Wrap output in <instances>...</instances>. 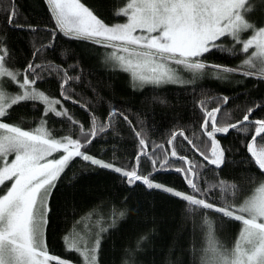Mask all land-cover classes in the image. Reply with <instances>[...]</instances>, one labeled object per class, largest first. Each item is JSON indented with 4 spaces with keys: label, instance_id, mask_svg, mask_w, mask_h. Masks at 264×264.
<instances>
[{
    "label": "snow or ice",
    "instance_id": "obj_1",
    "mask_svg": "<svg viewBox=\"0 0 264 264\" xmlns=\"http://www.w3.org/2000/svg\"><path fill=\"white\" fill-rule=\"evenodd\" d=\"M45 3L55 22V30L72 39L90 41L111 49L108 59L119 70L130 75L133 87L182 83L173 66L193 75L203 74L206 68H212L220 79L227 78L228 74L240 73L244 77L264 80V26L257 27L246 19L247 14L256 9L254 0H125L124 6L114 15L125 18L126 22L111 26L81 0H45ZM260 3L264 4V0H260ZM3 13L9 27L24 28V25L16 22L14 0H8ZM27 30L38 31L31 26ZM55 30L51 34L52 43L36 48L32 53L33 60L27 63L23 71L7 67L9 52L0 40V189L3 190L0 191V264H72L67 259L49 254L44 230L51 211L49 201L53 190L76 158L119 174L121 182L130 188L139 183L147 189L161 190L179 198L186 202L189 214L200 212L201 227L207 235V247L201 264H264V183L240 204L231 203L228 199L237 192L234 183L220 179L203 189L199 183L201 168L211 165L220 169L225 163V149L221 147L216 134L227 135L230 130H239L247 137L249 127L254 129V134L245 147L251 162L264 174V146L257 147L258 138L264 140V118L250 119L253 112L264 105L248 108L242 120L221 125L217 122L221 107L218 105L209 110L204 102H200V129L206 137L201 143L205 150L197 148L181 130L171 133L167 140L170 152L164 151L162 157L157 153L164 149V145H154L149 151V142L142 132L136 130L128 117L117 108L108 111L104 122L91 116L90 128L85 130L84 125L74 120L63 108L60 99L50 98L36 87L42 79L41 70L60 73L61 97L69 100L71 85L81 79L80 76L70 75L75 71V65L63 68L33 62L39 53L54 49ZM249 31L251 35L242 38V34ZM225 40H230L232 47L226 48ZM213 51L244 54L245 58L236 68L206 64L202 58ZM9 86L15 87L17 92H9ZM222 100L227 104L229 98L223 97ZM29 102L44 105L45 117L52 113L55 117L65 118L72 127L79 124L78 138H73L77 135L75 132L55 138L43 119L32 130L3 122L14 106ZM57 105H61L60 110H57ZM117 116L132 127L138 141L139 148L131 167L116 166L83 150L93 143L100 132L111 127ZM177 136L187 141L207 163L198 164L180 155L176 150ZM57 153L60 154L58 158ZM9 157L13 158L9 160ZM141 158L152 165V170L146 174L140 171ZM173 159L179 162V166L170 162ZM171 170L183 176L189 193L154 181V176L159 172ZM213 190L222 194V203L212 200ZM207 212L241 223L238 237L230 250H222L218 245L214 237V224ZM124 215L122 211L114 213L109 227H114L115 219ZM96 227L91 242L84 236L64 237L65 251L75 252L82 264H98L101 234L109 229L99 224Z\"/></svg>",
    "mask_w": 264,
    "mask_h": 264
},
{
    "label": "trees",
    "instance_id": "obj_2",
    "mask_svg": "<svg viewBox=\"0 0 264 264\" xmlns=\"http://www.w3.org/2000/svg\"><path fill=\"white\" fill-rule=\"evenodd\" d=\"M81 2L107 24L124 19L114 13L124 6L125 0ZM254 2L256 9L247 16L251 23L260 27L264 25V4L260 0ZM7 4L8 0H0V40L9 52L7 67L23 71L27 63L33 60L32 53L36 48L52 43L55 22L45 0H14L16 22L24 25V28L9 27L3 13ZM29 26L38 31L27 30ZM55 31L54 49L39 53L33 62L63 68L75 65V71L70 75L80 76L81 79L71 85L69 100L61 97L60 73L41 70L42 79L38 81L37 89L50 98L60 99L63 108L74 120L84 125L85 130L90 128L91 116L104 122L110 109H119L136 130L142 132L149 142V151L154 145H164V149L157 153L161 157L164 151L170 152L167 140L171 133L181 130L197 148L205 150L201 143L206 137L200 129V102H204L209 110L218 105L221 107V113L217 116V122L221 125L242 120L248 108L264 105V80L244 77L240 73L228 74L227 78L220 79L212 68H206L203 74L193 75L173 66L182 83L133 87L129 74L119 70L108 59L111 49L90 41L72 39ZM224 46L230 48L232 42L225 40ZM244 58V54L213 51L202 60L209 65L236 68ZM8 91L15 94L17 89L9 86ZM223 97L229 98L227 104L223 103ZM61 105H57V110ZM43 111L44 105L38 102L17 105L3 122L32 130L43 119L55 138L73 132L77 133L73 138H78L79 124L72 127L65 118L55 117L52 113L45 117ZM259 118H264V107L256 109L250 117L252 120ZM252 134L254 129L251 127L247 137L239 130H230L227 135L216 134L221 147L225 149V163L220 169L211 165L200 169L199 183L202 189L220 179L234 183L237 192L228 199L231 203L240 204L264 182V174L251 162L245 147ZM175 143L180 155L198 164L207 163L182 137L177 136ZM257 146H264V140L258 138ZM138 148L132 127L117 116L111 127L100 132L93 143L83 150L116 166L131 167ZM12 158L9 157V160ZM170 162L179 166L174 159ZM151 170V163L141 158V173L146 174ZM154 181L174 190L190 192L183 176L174 170L159 172L154 176ZM212 200L222 203L223 196L218 190H213ZM49 207L51 211L44 230L47 250L49 254L67 259L72 264H82L81 258L75 252L65 251L64 237L68 235L74 238V231L80 229L86 219L91 225L90 242L98 224L109 229L101 234L98 264H201L207 247L206 231L201 227L202 214H189L186 202L161 190L147 189L139 183L130 188L121 182L119 174L91 166L80 158L74 159L57 181ZM121 211L125 213L124 217H117L115 226L109 227L113 214ZM207 215L214 224V237L218 245L222 250H230L238 237L241 223L221 219L213 212H207Z\"/></svg>",
    "mask_w": 264,
    "mask_h": 264
},
{
    "label": "rangeland",
    "instance_id": "obj_3",
    "mask_svg": "<svg viewBox=\"0 0 264 264\" xmlns=\"http://www.w3.org/2000/svg\"><path fill=\"white\" fill-rule=\"evenodd\" d=\"M248 15V14H247ZM246 19H248L249 20V18H248V16H246ZM250 21V20H249ZM123 22H126V19L124 18L123 20H121V21H118V22H115V23H112V24H108V25H114V24H117V23H123ZM107 24V23H106ZM264 26V25H263ZM247 33V32H246ZM244 35H245V33H243L242 34V38H247L249 35H251V33H249V34H247V35H245V37H244ZM130 76V75H129ZM257 147H261V146H257ZM60 155V154H59ZM59 155H57L56 157L58 158V156ZM262 183H264V182H262ZM250 195H252V193L250 194ZM249 195V196H250ZM248 196V197H249ZM247 197V198H248ZM85 221V220H84ZM91 228V225L89 224V223H87V219H86V221H85V223H84V225L80 228V229H78L77 231L75 230L74 231V238H79L80 236H84L85 238H87V239H89V233L91 232V231H89V229Z\"/></svg>",
    "mask_w": 264,
    "mask_h": 264
}]
</instances>
